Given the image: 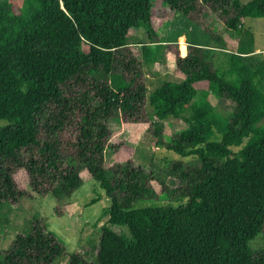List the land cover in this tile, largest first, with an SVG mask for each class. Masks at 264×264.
Wrapping results in <instances>:
<instances>
[{"label":"trees","instance_id":"16d2710c","mask_svg":"<svg viewBox=\"0 0 264 264\" xmlns=\"http://www.w3.org/2000/svg\"><path fill=\"white\" fill-rule=\"evenodd\" d=\"M23 2L18 14L12 0H0V120L8 122L0 128V237L22 200L61 197L43 159L46 109L54 101L76 115L58 141L71 174L86 172L110 204L93 256L81 249L69 254L33 212L0 249V264H54L63 257L68 264H264V248L250 245L264 231V55L255 53L243 25L245 18L264 19V0H162L213 46L190 43L185 57L176 51L182 79L162 75L149 95L140 60L116 51L127 48L132 29H146L152 40V0ZM222 31L233 36L234 50ZM151 57L157 60V52ZM200 82L207 88L196 89ZM211 98L226 99L232 110L216 111ZM146 109L158 121L173 117L186 126L161 143L198 159L172 165L184 204L137 208L159 199L153 178L131 160L108 163L111 121L145 122ZM19 172L30 191L18 187Z\"/></svg>","mask_w":264,"mask_h":264},{"label":"rangeland","instance_id":"374dc122","mask_svg":"<svg viewBox=\"0 0 264 264\" xmlns=\"http://www.w3.org/2000/svg\"><path fill=\"white\" fill-rule=\"evenodd\" d=\"M12 1L15 12L21 13L24 0ZM247 1L249 0H241L242 3ZM152 6V24L155 28L152 40L148 39L146 29H132L127 36V43L130 47L127 46V48L116 51L123 57L134 54L140 60L141 66L144 67V73L150 75V77H145L147 95L159 84V78L162 76L160 66H176V51L180 57L183 56H181L178 42L181 43V46L183 45L182 50L185 52V43L190 44L205 35L185 16L169 9L162 0H152ZM251 19L246 22L252 25V28L248 27L250 30L255 28L256 47L264 49V19ZM212 25L217 33L218 30H222L217 20ZM257 29L261 31H257ZM223 36L228 39L229 48H234L237 43L233 36L227 31L223 32ZM82 50L87 52L88 47L84 44ZM151 52H157V60L152 59ZM222 58L221 53H218L217 59L221 60ZM154 72H158V75L154 76ZM178 75L180 74L174 75L172 72L168 77L171 80H178L179 78L176 77ZM210 100L218 112L229 111L233 108L232 104L224 98H211ZM50 104L46 109L47 127L45 126L42 139L44 140L43 159L51 170L58 189L62 192L61 197L34 195L33 199L22 200L17 209H12L8 213L9 226L5 238L0 237V249L9 246L14 234L22 228L23 223L33 212H39L47 220L49 229L56 232L66 243L69 254L81 249L93 256L100 229L107 220L106 210L110 202L98 183L93 181L86 172L80 173L79 179L71 174L72 170L68 161L65 160L63 152L58 149V141L74 123L76 115L67 107L59 106L56 101ZM145 114L147 120L142 123L129 124L120 120L111 121L110 127L113 133L110 138L111 148L106 151L108 163L131 160L140 165L153 178L152 184L157 194L161 193L159 199L141 201L136 204L137 208L184 204L187 197L179 190L180 181L172 165L177 160L184 163H197L198 159L195 156L182 158L174 152L166 150L161 143L169 141L172 136L185 129L186 126L173 117L158 121L150 116L149 109H146ZM7 124L6 120H0V128ZM157 124H159V132L155 133L153 127ZM159 137L162 138L161 142L158 141ZM219 138L218 133L213 137L214 140ZM233 150L236 151L237 148ZM106 176L110 178L109 168L106 171ZM16 182L20 189L30 191L29 179L24 173L17 174ZM112 230L121 231L124 229L112 227ZM250 245L253 249H263L264 231ZM54 264H68V260L63 257Z\"/></svg>","mask_w":264,"mask_h":264},{"label":"crops","instance_id":"0c3cea01","mask_svg":"<svg viewBox=\"0 0 264 264\" xmlns=\"http://www.w3.org/2000/svg\"><path fill=\"white\" fill-rule=\"evenodd\" d=\"M246 20L248 21V20H252L251 18H247V19H244L243 20V25H244V27L245 28H252V25L251 24H248L247 22H246ZM250 25V26H249ZM257 26V25H256ZM260 26H261V24H260ZM248 28V29H249ZM257 28V27H256ZM255 29V28H254ZM254 29H252V30H250L251 32H252V34H253V37H254V48H255V53H262L263 55H264V49H260V48H258V47H256V39H257V37H256V34H255V32H254ZM257 31H261V30H259V29H257ZM224 38L227 40V38L224 36ZM192 43H194L195 45H197V46H200V47H204V48H208V47H210V46H213V44L211 43V41H210V39L206 36V35H204V36H201L199 39H197L196 41L194 40V41H192ZM186 44V47H187V45H189V44H187V43H185ZM166 45H168V44H166ZM169 45H171V44H169ZM129 46V45H128ZM236 46H237V44L235 45V47L234 48H232V49H230L229 48V42H228V45H227V49H229V50H234L235 48H236ZM130 47V46H129ZM182 47H183V45L181 46V50H182ZM185 47V48H186ZM224 52H226V51H224ZM182 54L183 55H185L186 54V51L185 52H183V50H182ZM142 67V72H143V74H144V77H150V75H146L145 73H144V67L143 66H141ZM155 67V66H154ZM158 67V66H157ZM175 67V68H174ZM156 70H157V68H155ZM160 69H161V74L162 75H169V74H171L172 72H173V74L174 75H177V73H178V71H177V69H176V66H160ZM156 70H154V71H156ZM170 70H172L171 72H170ZM152 71V70H151ZM179 74V73H178ZM153 75L155 76V75H158V72H154L153 73ZM176 77H178V78H181L182 79V76L181 75H178V76H176ZM195 88L196 89H206L207 88V85H206V83L204 84V82H200V83H197V84H195ZM107 177V176H106ZM108 178V177H107Z\"/></svg>","mask_w":264,"mask_h":264},{"label":"built area","instance_id":"2783aa9c","mask_svg":"<svg viewBox=\"0 0 264 264\" xmlns=\"http://www.w3.org/2000/svg\"><path fill=\"white\" fill-rule=\"evenodd\" d=\"M178 43H179V48H180L181 56H182L181 43H180V42H178ZM182 57H183V56H182Z\"/></svg>","mask_w":264,"mask_h":264}]
</instances>
